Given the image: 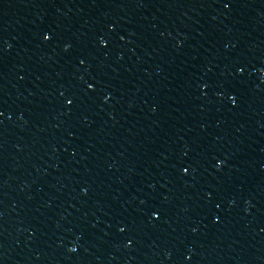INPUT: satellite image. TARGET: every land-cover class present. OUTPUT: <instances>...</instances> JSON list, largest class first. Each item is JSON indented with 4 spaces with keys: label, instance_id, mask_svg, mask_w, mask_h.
Segmentation results:
<instances>
[{
    "label": "water",
    "instance_id": "1",
    "mask_svg": "<svg viewBox=\"0 0 264 264\" xmlns=\"http://www.w3.org/2000/svg\"><path fill=\"white\" fill-rule=\"evenodd\" d=\"M0 264H264V0H0Z\"/></svg>",
    "mask_w": 264,
    "mask_h": 264
}]
</instances>
